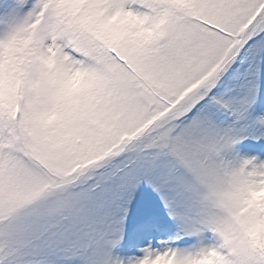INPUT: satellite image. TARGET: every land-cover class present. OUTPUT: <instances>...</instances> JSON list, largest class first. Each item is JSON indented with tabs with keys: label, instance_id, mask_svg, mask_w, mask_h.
I'll list each match as a JSON object with an SVG mask.
<instances>
[{
	"label": "snow or ice",
	"instance_id": "snow-or-ice-1",
	"mask_svg": "<svg viewBox=\"0 0 264 264\" xmlns=\"http://www.w3.org/2000/svg\"><path fill=\"white\" fill-rule=\"evenodd\" d=\"M0 264H264V0H0Z\"/></svg>",
	"mask_w": 264,
	"mask_h": 264
}]
</instances>
